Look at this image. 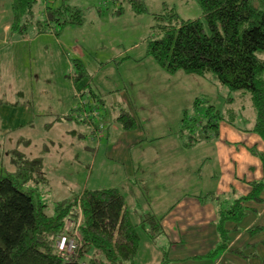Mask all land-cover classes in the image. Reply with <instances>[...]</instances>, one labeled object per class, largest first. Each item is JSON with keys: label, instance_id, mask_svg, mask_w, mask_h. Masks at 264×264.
<instances>
[{"label": "rangeland", "instance_id": "obj_1", "mask_svg": "<svg viewBox=\"0 0 264 264\" xmlns=\"http://www.w3.org/2000/svg\"><path fill=\"white\" fill-rule=\"evenodd\" d=\"M142 1L146 14L136 16L123 4V14L116 16L112 13L115 5L110 0H70L69 4L83 13L82 26L67 27L58 38L53 34L34 35L32 32L20 38L9 32L12 0H0V101L6 103L0 107V175L13 172L14 152H21L27 159H42L47 182L38 187L34 196L46 204L48 216L55 203H71L84 189H109L121 184L120 168L113 166L112 171H108L106 167L112 162L102 159L106 144L104 130L121 129L113 121L121 92H128L132 98L135 95L139 98L137 104H148V108L154 105L148 114L139 113L136 124L145 129L148 138H157L159 142H166L163 138L179 129L184 112L188 118L201 122L207 107L214 106L227 120L224 114L230 106L228 95L215 82L182 72L168 75L162 69L170 79L168 83L146 76V70L150 69L148 64L155 63L146 55V38L154 25L153 16L167 8L173 9L181 20L201 19L196 2ZM257 1L260 3L253 0L254 5ZM46 5L55 8L59 1L37 0L32 10L34 18H43ZM73 61L82 64L87 76L77 85L70 78L74 73ZM88 90H92L98 100L103 98V102L98 101V109L90 103ZM146 93L149 95L144 97ZM236 96L239 95L229 96V99L234 98L232 107L236 113L238 111L236 120L233 126L220 124V141L229 140L230 135L240 139L243 136L237 129L248 130L254 124L248 98L238 101ZM195 99H204L207 103L199 104L194 110ZM75 107L78 111L71 114L72 121H56V117ZM97 135L103 138L97 140ZM247 140L248 137L240 142ZM98 142L100 150L94 153ZM195 154L199 157L201 150L198 148ZM78 201L75 204L78 217L67 223L76 230L82 222ZM248 220L249 217L241 227L263 223L262 217ZM139 236L143 237L140 231ZM256 239H264V236ZM86 259L87 256L80 264H87Z\"/></svg>", "mask_w": 264, "mask_h": 264}, {"label": "trees", "instance_id": "obj_2", "mask_svg": "<svg viewBox=\"0 0 264 264\" xmlns=\"http://www.w3.org/2000/svg\"><path fill=\"white\" fill-rule=\"evenodd\" d=\"M58 1L55 8L46 5L43 18L39 20L32 13L37 0H12L9 32L20 38L30 32L53 34L58 38L65 28L82 26V11L71 6L70 0ZM110 1L115 5L112 13L116 16L123 14V4L128 5L136 16L146 14L142 0ZM194 1L201 10V19L181 20L173 9L167 8L153 16L154 25L146 38V55L168 75L182 72L215 82L226 90L230 106L224 114L227 120L214 106L207 107L201 122L194 117L188 118L184 112L176 136L185 149L213 141L218 137L221 123L233 126L236 120L238 111L236 113L232 107L234 98L229 99L232 94L239 95L236 96L238 101L248 98L254 124L243 131L254 134L264 145V2L260 0L254 5L253 0ZM72 70L74 73L70 78L74 85L87 77L78 61H73ZM87 97L92 98L93 108L98 107V101L103 102V98L98 100L92 90L87 91ZM204 103H207L204 99H195L193 109ZM4 104L0 101V107ZM115 106L114 123L123 131L134 130L135 119L121 105ZM76 111L78 108L71 109L56 117V121H72L71 114ZM100 137L97 135V140ZM248 152L260 161L262 178L249 184L247 196L237 199L229 210L219 212L220 245L216 251L225 248L224 223L239 222L247 203L263 202L260 198L264 193V154L255 147L249 148ZM11 166L14 167L12 173L0 175V264H80L86 256L87 264H133L140 247L139 231L150 242L163 233L160 219L150 213L143 214L138 223H132L124 197L115 188L84 189L71 203H55L48 216L46 204L34 196L38 187L47 182L42 159H27L18 151L14 152ZM77 199L82 212L78 230L81 241L77 258L69 261L57 254L55 243L69 222L77 219ZM205 199L213 197L207 194L202 200ZM263 230L264 226L253 227L248 234L256 235ZM260 264H264V257Z\"/></svg>", "mask_w": 264, "mask_h": 264}, {"label": "crops", "instance_id": "obj_3", "mask_svg": "<svg viewBox=\"0 0 264 264\" xmlns=\"http://www.w3.org/2000/svg\"><path fill=\"white\" fill-rule=\"evenodd\" d=\"M148 66L147 77L169 82L155 63ZM126 93L121 92L116 104L138 123L139 113L148 114L154 105L148 108V104H137L139 98ZM146 95L149 93L143 96ZM237 130L243 136L241 141L246 137L248 140L240 142L238 137L230 135L229 140L220 141L218 135L213 141L199 143L192 149L183 147L176 136L177 130L163 138L166 142L148 138L140 124L131 131L104 130L101 138L106 144L102 159L112 162L106 167L108 171L113 166L121 170L122 182L112 188L124 197L132 223H138L143 214L150 213L160 219L163 229L154 242L144 236L140 238L133 264H260L264 257V239L256 238H262L264 230L256 235L248 231L264 226V193L260 198L262 203L244 205L246 212L239 222L224 223L227 241L224 249L216 251L220 245L219 212L229 210L237 199L247 196L249 184L262 178L261 163L248 149L255 147L264 154V145L254 134L246 136L245 131ZM99 142L94 153L100 150ZM198 148L199 157L195 154ZM207 194L213 199L202 200ZM248 217V222L262 217L263 223L241 227Z\"/></svg>", "mask_w": 264, "mask_h": 264}, {"label": "built area", "instance_id": "obj_4", "mask_svg": "<svg viewBox=\"0 0 264 264\" xmlns=\"http://www.w3.org/2000/svg\"><path fill=\"white\" fill-rule=\"evenodd\" d=\"M80 241L78 230L68 225L66 231L56 239L55 250L62 258L69 261L74 260L78 255Z\"/></svg>", "mask_w": 264, "mask_h": 264}]
</instances>
